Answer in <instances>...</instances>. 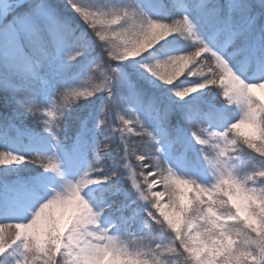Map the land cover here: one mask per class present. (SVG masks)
<instances>
[{"label": "clouds", "instance_id": "clouds-1", "mask_svg": "<svg viewBox=\"0 0 264 264\" xmlns=\"http://www.w3.org/2000/svg\"><path fill=\"white\" fill-rule=\"evenodd\" d=\"M0 264H264V0H0Z\"/></svg>", "mask_w": 264, "mask_h": 264}, {"label": "rangeland", "instance_id": "rangeland-1", "mask_svg": "<svg viewBox=\"0 0 264 264\" xmlns=\"http://www.w3.org/2000/svg\"><path fill=\"white\" fill-rule=\"evenodd\" d=\"M28 139L31 140V137L29 136ZM15 142H16L15 140L9 138V143H15Z\"/></svg>", "mask_w": 264, "mask_h": 264}, {"label": "trees", "instance_id": "trees-1", "mask_svg": "<svg viewBox=\"0 0 264 264\" xmlns=\"http://www.w3.org/2000/svg\"><path fill=\"white\" fill-rule=\"evenodd\" d=\"M38 131V130H37Z\"/></svg>", "mask_w": 264, "mask_h": 264}]
</instances>
